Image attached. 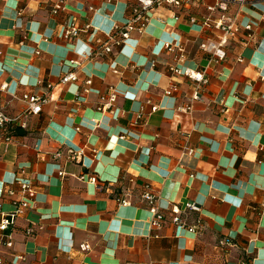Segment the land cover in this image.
Segmentation results:
<instances>
[{
  "label": "crops",
  "instance_id": "1",
  "mask_svg": "<svg viewBox=\"0 0 264 264\" xmlns=\"http://www.w3.org/2000/svg\"><path fill=\"white\" fill-rule=\"evenodd\" d=\"M56 1L0 0V107L17 115L22 94L44 99L25 127L0 130V220L20 197L15 176L31 178L36 191L34 207L6 231L12 246L0 238V256L11 264L264 263V0L228 5L239 32L217 62L199 45L222 32L201 25L207 12L197 0L152 8L143 33L91 59L82 57L124 24L135 0H63L52 13ZM69 22L79 32L65 39ZM165 42L183 48L178 65L205 69L198 99L193 80L170 73L175 53ZM67 70L76 80L60 83ZM112 88L115 101L98 110ZM67 147L83 148L82 161L68 160ZM145 185L163 209L199 205L190 219L200 217V231L174 226L168 210L151 227Z\"/></svg>",
  "mask_w": 264,
  "mask_h": 264
},
{
  "label": "built area",
  "instance_id": "2",
  "mask_svg": "<svg viewBox=\"0 0 264 264\" xmlns=\"http://www.w3.org/2000/svg\"><path fill=\"white\" fill-rule=\"evenodd\" d=\"M192 0H135L136 5L131 9V14L128 16L123 25L116 27L110 32L106 33L107 40L102 41L101 39H96L95 44L96 47L91 49V52L82 58L91 59L96 55L110 53L111 45H115L121 47L124 42L129 39L130 33L132 31H137L139 33H143L147 26L149 25L150 20V10L154 7L162 6V5H171L177 8L183 7L186 3ZM200 4L205 8L206 14L202 16V26L207 23H211L213 27L222 32V36L218 40L214 41H204L200 43L199 47L203 51L209 53L211 58L216 62L221 61L226 57V49L225 43L227 38L234 37L239 32V27L236 25L233 18L227 16L224 12L228 9V5L230 3L238 4L239 6L250 5L256 6L259 2L258 0H197ZM63 0H57L52 8L51 12L56 13L59 9H62ZM90 10H93V7H89ZM221 11L222 13L218 17H212L211 14ZM189 22L191 24L197 23L196 16H190ZM90 25H86L85 28L88 29ZM246 31L251 30V25L247 24L243 26ZM79 28L75 26L73 22L67 23L62 29V37L65 39H71L78 35ZM251 36V35H250ZM164 48L166 51L175 53L176 64L169 65L168 69L172 75L176 76H186L189 79L193 80L196 83V89L192 94V99L199 98V87L205 83H207V77L205 76V69L203 68H190L183 65H178L180 61L183 60L181 53L183 52V48L177 44L171 42H165ZM70 64H78V61L70 60ZM151 65L154 66V61H151ZM76 80V75L74 72L67 70L61 77L60 83H68ZM85 84L89 86L91 84V80H86ZM5 84L2 85V88H5ZM48 87H52V85L48 84ZM88 89V87H87ZM85 89V91H88ZM175 89V86L165 91L166 95H170L172 91ZM111 93L109 95H101L100 100L101 104L98 106V110H105L108 105L115 101V89H111ZM20 100L23 101L26 105V108L23 112L17 115H10L7 113L2 107H0V130L2 129H10L11 132L15 128H21L26 126L25 116L27 115H36L41 111L42 104L44 99L36 94H28L24 93L20 97ZM157 107L152 106L151 109L154 111ZM184 111L190 110V105L181 108ZM112 113V117L116 118L118 116L119 110L114 109L110 111ZM140 117V116H139ZM120 138H123L121 136ZM9 139V138H7ZM67 159L71 161L81 162L84 150L83 148H72L67 147ZM62 156V152L57 151L54 154L55 159H59ZM58 175H62V170L58 172ZM94 181L93 178H90ZM14 183L18 186V190L20 193V197L13 201L14 210L9 213H1L0 220V238L2 239L3 244L6 247L12 246L11 241V233L6 232L7 229L14 225L17 217L24 213L26 209H31L34 207L35 203V188L32 184L31 178L23 177V176H15ZM8 194H12V190L7 192ZM141 200L148 205L149 212L151 213L150 225L151 227H161L165 222V214L164 210H168L170 212V222L181 229H186L191 233H198L201 229V220L200 217H195L194 219H190L191 212H199L200 207L195 202L187 201L183 205L172 204L169 205L166 209H163L157 203V196L153 192L150 185H145L144 191L140 195ZM119 203L128 204V202L119 198ZM1 206V205H0ZM1 208V207H0ZM33 230L31 228H27L26 234L31 235ZM81 251H87L90 249V245L88 243H82L79 246ZM0 264H11L10 262H6L0 256ZM242 264H254L249 260L242 262ZM264 264V263H260Z\"/></svg>",
  "mask_w": 264,
  "mask_h": 264
},
{
  "label": "trees",
  "instance_id": "3",
  "mask_svg": "<svg viewBox=\"0 0 264 264\" xmlns=\"http://www.w3.org/2000/svg\"><path fill=\"white\" fill-rule=\"evenodd\" d=\"M16 131V130H15Z\"/></svg>",
  "mask_w": 264,
  "mask_h": 264
}]
</instances>
